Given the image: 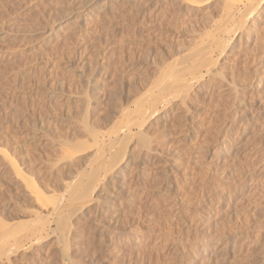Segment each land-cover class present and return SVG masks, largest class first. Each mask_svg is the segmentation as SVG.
I'll return each instance as SVG.
<instances>
[{"label":"rangeland","instance_id":"rangeland-1","mask_svg":"<svg viewBox=\"0 0 264 264\" xmlns=\"http://www.w3.org/2000/svg\"><path fill=\"white\" fill-rule=\"evenodd\" d=\"M61 1L0 0V222L27 226L53 193L68 195L65 182L90 168L100 138L109 155L122 147L107 148L110 131L131 137L120 170L64 208L73 263L51 223L45 241L0 264H264V5L247 37L213 50L222 74L153 112L149 85L219 30V1Z\"/></svg>","mask_w":264,"mask_h":264},{"label":"bare ground","instance_id":"bare-ground-1","mask_svg":"<svg viewBox=\"0 0 264 264\" xmlns=\"http://www.w3.org/2000/svg\"><path fill=\"white\" fill-rule=\"evenodd\" d=\"M218 1H219L218 4L220 5V9L224 11V16H226L225 20H222L217 24L219 30L215 33L206 34L207 35V36H205L206 42L202 47L200 45H198L199 42L195 43V44H197L198 47H196V45L194 44V47H196L195 49L192 48L191 51L189 53H187L178 63H175V64L170 63L164 70L161 71V73L157 77V79L153 80V83H152L153 85L152 86H151V84L149 85L150 89L148 88L147 91L151 92L152 94H151V98H150L151 104L150 105L148 104V106H150V108L153 107V109L151 108L153 110V112L159 110V108H160L158 106L159 104H161L162 107H164L166 109L171 107L174 104L176 105L175 102H177V101L180 102L181 104H185L186 100L189 98V95H190L189 93L192 89V86L195 84L200 85V78L203 77L205 74H208V75L210 74L209 75L210 80H214L215 79L214 75L216 73H219L220 71L218 72V70H216V72H215V70L212 69V66H213L212 64L216 62V61L214 62V54H216V53L213 54V52H214L213 50H218L216 57H218L222 53H224L226 47L229 45L230 41L233 38V35L236 32L240 33L239 39L241 37H244V36L247 37V35L249 34V27L247 25H245V24H247L246 22H248L250 20V18L253 16V14L257 13L256 8H258V6L264 5V0H257L256 1L257 4L255 3V5H251L248 8V10H250V9L252 10V8L254 9V7H255L253 12H251V10H250V12L245 14V13H242L240 10L238 11L243 0H218ZM181 2H183V3L199 2L200 5H205L208 3V0H198V1H196V0H181ZM59 8H61V7H59ZM237 13L240 15V16H238L239 18H235V15ZM199 35H200V33H199ZM198 38L200 39V37H198ZM197 41H195V42H197ZM202 42H203V40H202ZM212 72H215V73H212ZM219 74H222V73L220 72ZM148 94H150V93H147V96H148ZM148 100H149V98H148ZM144 102H145V100H144ZM139 107L140 108L139 109L137 108V109H138V112L140 113V115H142L143 113L146 112L145 111L146 107H143V104L140 105ZM150 108H148V110ZM115 130H117V129H115ZM118 131H120V130L118 129ZM118 131L113 130V131H110L108 133V139L107 140H109L108 142L110 143V145H107V148L111 146V143L120 144L122 147L117 149V151L114 150L113 154L108 152L109 153V155H108V154H106V151H105V150H107V149H105L106 146L102 142L103 138H100L102 140L100 142H102V143L98 142L96 144L97 146H96L95 152L93 153V157L91 159H90L91 156L88 157V159H90L88 162L90 164V165L88 164L90 166V168L85 170L84 169L85 166H84L82 169L86 171L85 173H83L80 176L78 175L77 179H75L73 182H69V184L67 182H65V185L67 184V186H65L66 188H64L65 189L64 191L67 192V194H68L66 197H63V195H61L60 198H57L59 196H57V197L55 196L56 192H55V194L53 193L54 196L53 195L52 196L57 198V199L56 200H55V198H54V200L50 199L53 202L55 201L54 204H52L53 206L52 207L50 206L51 207L50 210H47L44 213L34 211V213H35L34 217L35 218H34V220L32 218V221L28 219L29 220V222L27 223L28 228H25V230H24L23 225L26 226V223L25 224H23L21 222L20 223H18V222L13 223L8 218L7 219L10 221L11 224H4V222L2 223V221L0 222V262L2 260H4L5 258L7 259L8 262H10L8 260L9 256L16 255L17 253L19 254V251H21V248H23L25 246L26 242L28 243V242L36 241L39 243V241L42 239H43V241H45L44 238L47 236V235L46 236L44 235V232L47 229L46 224H48L49 225L48 227L50 229H52L51 223L55 224V227L52 230L54 233H56V240L58 242H61L60 244L63 243L62 244L63 245V249H62L63 256L65 258H67V260L71 261L70 257H68V254L66 252V250H67V243H66L67 237L65 235V232H67L68 229H70L69 228L70 223H71V222H69L70 213H68V212L64 213V208L70 204H73L74 202L77 203L79 201H83L84 199L86 200V198H89L91 193L95 189V187L98 185V182L100 181L101 177H105L106 175L111 174L113 169L117 170V168L119 167V166L117 167V165H119L120 163H123L122 161L124 160L123 158L125 157L124 152L126 151L125 148H126V145L128 142V141L126 142V139L128 140L131 137V135H130L131 133L129 131L128 132L122 131V135H120V133ZM91 132L93 133V131H91ZM97 136H98L97 133L92 134V138L95 141V143L97 141L96 140ZM139 139H140L141 144H146V139L144 136H141V132L139 133ZM124 140H125V143L123 142ZM117 144H116V147L118 146ZM111 148H113V147H111ZM108 150L113 151V149H110V148ZM2 156L4 157V154ZM5 156H7V155H5ZM9 156L10 157H5V159H7V160L10 158L8 160L10 163L9 165H11V167H13L12 169H15L14 172L22 175V170L19 167L20 165L17 163L18 161L13 160L14 158L12 159L10 154H9ZM21 166H22V162H21ZM116 170H114V171H116ZM119 170H117V172ZM24 171L26 172V170H24ZM30 171H29V173H30ZM114 171H113V175H114ZM22 176H23L24 180H26L24 175H22ZM109 176H111V175H109ZM28 177H30V176H28ZM19 180H21V179H19ZM103 180H104V178H103ZM31 181H32V179H31ZM26 182H27V184L25 183V185H29V188H31L32 191L36 192V195L38 197L41 196L45 192L44 191L42 193L43 190L41 188L42 191L40 193L39 190H37V187L35 186V184H29L30 179L26 180ZM21 183H22V181H21ZM105 183H107V182H105ZM39 185H40V183H39ZM104 185H107V184H104ZM48 186H52V184L48 185ZM38 187L40 188V186H38ZM52 189H55V188H52ZM37 193H39V194H37ZM46 196H47V194H46ZM52 196H50V198H53ZM40 201L42 202V200H40ZM83 202H81L80 204H83ZM31 204H32V202H31ZM39 205H42V203H39ZM73 205H76V204H73ZM31 208L29 207V209H31ZM33 208H34V206H33ZM66 208H65V210H66ZM20 209H22V207ZM31 210H33V209H31ZM68 210H70V209H68ZM19 212H20V210H19ZM66 214H68V215H66ZM5 215H7V213ZM11 215L13 216V214H11ZM15 215H17V214H15ZM0 216H3V215H1V213H0ZM17 217H18V215H17ZM11 218H13V217H11ZM2 220H3V218H2ZM6 222H8V221H6ZM17 227L19 228V230L23 229L22 233H19L20 231L17 230ZM43 241H41V242H43ZM29 245H31V244L29 243ZM60 250H61V248H60ZM59 252H61V251H59ZM26 254H28V253H26ZM22 255H24V254H22ZM60 255H61V253H60ZM25 258H26V256H25ZM72 261H71V263H73ZM67 262H69V261H67ZM67 262H65V264Z\"/></svg>","mask_w":264,"mask_h":264}]
</instances>
